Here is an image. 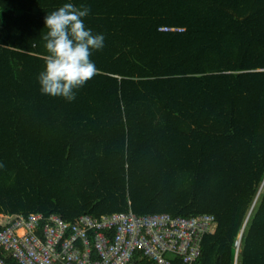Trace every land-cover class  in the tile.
<instances>
[{
    "label": "trees",
    "instance_id": "1",
    "mask_svg": "<svg viewBox=\"0 0 264 264\" xmlns=\"http://www.w3.org/2000/svg\"><path fill=\"white\" fill-rule=\"evenodd\" d=\"M66 2L105 36L71 103L38 83ZM129 212L214 216L198 264H264V0H0V216Z\"/></svg>",
    "mask_w": 264,
    "mask_h": 264
},
{
    "label": "built area",
    "instance_id": "2",
    "mask_svg": "<svg viewBox=\"0 0 264 264\" xmlns=\"http://www.w3.org/2000/svg\"><path fill=\"white\" fill-rule=\"evenodd\" d=\"M0 217L5 219L0 222V264H10L9 258L17 264H172L174 259L198 264L204 237L217 227L211 215L129 212L84 216L76 224L59 215Z\"/></svg>",
    "mask_w": 264,
    "mask_h": 264
},
{
    "label": "clouds",
    "instance_id": "3",
    "mask_svg": "<svg viewBox=\"0 0 264 264\" xmlns=\"http://www.w3.org/2000/svg\"><path fill=\"white\" fill-rule=\"evenodd\" d=\"M90 12L88 7L66 2L45 17L47 58L38 75L42 95L71 103L76 100L77 90L97 73L91 57L104 48L105 36L86 26Z\"/></svg>",
    "mask_w": 264,
    "mask_h": 264
},
{
    "label": "rangeland",
    "instance_id": "4",
    "mask_svg": "<svg viewBox=\"0 0 264 264\" xmlns=\"http://www.w3.org/2000/svg\"><path fill=\"white\" fill-rule=\"evenodd\" d=\"M4 220H5L4 218L0 217V222H3Z\"/></svg>",
    "mask_w": 264,
    "mask_h": 264
},
{
    "label": "water",
    "instance_id": "5",
    "mask_svg": "<svg viewBox=\"0 0 264 264\" xmlns=\"http://www.w3.org/2000/svg\"><path fill=\"white\" fill-rule=\"evenodd\" d=\"M241 238H242V235L240 236V238H239V240H238L237 244H239V242L241 241Z\"/></svg>",
    "mask_w": 264,
    "mask_h": 264
}]
</instances>
